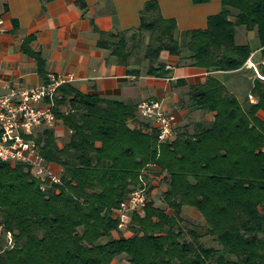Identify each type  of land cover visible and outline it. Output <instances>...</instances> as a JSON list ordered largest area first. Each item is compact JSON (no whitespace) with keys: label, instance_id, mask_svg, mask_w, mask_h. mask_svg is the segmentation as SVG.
Listing matches in <instances>:
<instances>
[{"label":"trees","instance_id":"obj_1","mask_svg":"<svg viewBox=\"0 0 264 264\" xmlns=\"http://www.w3.org/2000/svg\"><path fill=\"white\" fill-rule=\"evenodd\" d=\"M221 1L222 11L206 29L180 35L157 0L145 5L137 31L95 28L99 47L124 66L148 35V76H172L161 61L164 52L210 73L189 87L188 96L192 107L215 113L214 121L161 142L138 106L61 85L47 102L73 132L71 141L61 148L55 128L31 137L45 162L63 169L61 182L45 183L27 165L0 161V223L13 243L0 245V264H113L122 256L127 264H264V80L256 79L259 102L251 104L213 75L239 71L252 56L250 45L237 44V28L257 32L264 59V0ZM164 174L163 198L173 214L150 200L121 231L116 210L144 182L150 196L153 177ZM185 206L197 209L206 224L187 230ZM207 237L218 247L207 246Z\"/></svg>","mask_w":264,"mask_h":264},{"label":"crops","instance_id":"obj_2","mask_svg":"<svg viewBox=\"0 0 264 264\" xmlns=\"http://www.w3.org/2000/svg\"><path fill=\"white\" fill-rule=\"evenodd\" d=\"M150 1L153 0H0V95L12 89L44 85L52 77L66 78L68 84L84 94H97L128 105L162 101L165 109L177 118L175 135L195 134L200 127L209 126L215 113L192 107L188 95L189 87L204 83L210 73L192 67L187 59L181 61L164 52L161 61L170 68L172 76H148V62L144 61L145 53L142 55L141 48L129 65L124 66L110 50L98 45L100 34L95 28L105 33L137 31L141 13ZM157 1L164 17L176 20L177 35L206 29L209 18L223 9L221 0L202 5L193 0ZM236 42L252 47L250 64L254 67L247 63L239 71L213 75H218L241 103L257 104L259 98L253 94V87L256 79L264 80V59L258 34L244 27L237 28ZM37 56L45 63L43 71ZM179 80L186 84L178 85ZM250 95L255 97L254 103ZM259 117L264 120L263 111L259 112ZM55 133L61 148L73 135L61 122L55 127ZM48 167L55 175L63 173L58 165L49 164ZM166 176H152L153 195L160 193V202L164 201L163 195L168 190L163 180ZM167 212L173 214L172 210ZM184 213L202 217L197 209L189 206L183 208ZM126 236L130 237L131 233L128 231ZM113 264H127L126 257L117 258Z\"/></svg>","mask_w":264,"mask_h":264},{"label":"built area","instance_id":"obj_3","mask_svg":"<svg viewBox=\"0 0 264 264\" xmlns=\"http://www.w3.org/2000/svg\"><path fill=\"white\" fill-rule=\"evenodd\" d=\"M247 63H251V58ZM67 81L66 78L52 77L48 84L30 89H12L8 94L0 95V161L27 165L45 183L61 182L60 177L49 169L31 137H36L42 129L57 126L54 104L48 103L47 98L52 100L57 89ZM249 98L252 103L256 100L252 95ZM138 110L142 118L153 121L157 126L161 142L174 139L177 118L165 109L162 101L143 102L138 105ZM149 201L148 186L144 182L116 210L119 229L127 230L132 215L144 212ZM4 242L7 247L13 245L10 236L4 234V226L0 223V245Z\"/></svg>","mask_w":264,"mask_h":264},{"label":"rangeland","instance_id":"obj_4","mask_svg":"<svg viewBox=\"0 0 264 264\" xmlns=\"http://www.w3.org/2000/svg\"><path fill=\"white\" fill-rule=\"evenodd\" d=\"M149 42H150V38H149V36H146V38L143 40V42L140 46V48L142 49V55L145 53L147 45L149 44ZM177 129H178V126H177ZM177 129H175V130L177 131ZM44 130L45 129L38 131V134L43 133ZM37 148H38V146H37ZM149 198H150V200H153L155 202V204H157L159 207L167 209V211L170 212V210H168V207L165 208L166 207V205L164 204L165 202L164 201L160 202L162 195H160V193L158 195H153V188L151 190ZM183 218H184V222L182 223V225L187 230H192V229H195L197 227L204 226L206 224L205 220L202 217L193 216L191 213H184ZM203 241H204V243H206L207 246L218 247V244L214 241V239L212 237L204 238ZM5 244H6V242L3 243L2 247Z\"/></svg>","mask_w":264,"mask_h":264}]
</instances>
